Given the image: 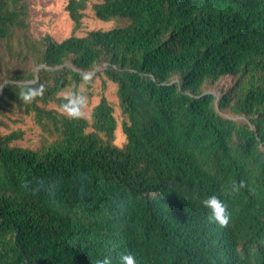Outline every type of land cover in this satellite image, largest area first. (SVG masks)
Listing matches in <instances>:
<instances>
[{"label": "trees", "instance_id": "1", "mask_svg": "<svg viewBox=\"0 0 264 264\" xmlns=\"http://www.w3.org/2000/svg\"><path fill=\"white\" fill-rule=\"evenodd\" d=\"M88 3L68 0L73 30ZM91 10L126 23L34 38L27 0H0V105L52 137L32 150L12 144L20 131L0 134V264H120L124 254L264 264V0H100ZM98 76L115 85L121 146L105 97L89 119L60 110ZM224 76L233 82L221 95L202 88ZM30 82L45 93L24 103ZM213 195L226 227L209 222L202 201Z\"/></svg>", "mask_w": 264, "mask_h": 264}, {"label": "rangeland", "instance_id": "2", "mask_svg": "<svg viewBox=\"0 0 264 264\" xmlns=\"http://www.w3.org/2000/svg\"><path fill=\"white\" fill-rule=\"evenodd\" d=\"M99 1L89 0L80 28L73 30L72 22L64 9L68 0H27L30 35L38 38L47 34L53 39L61 41L71 34L81 36L89 30H108L112 27L125 25L126 21L118 17L109 21H102L95 18L91 10V5ZM2 55L3 43L0 40V79ZM232 82L233 78L231 76H224L214 83L206 82L202 88L213 93L215 96H219L229 89ZM102 83L105 84V87H102ZM79 90L80 93L84 91L82 94L87 97V105L83 109V117L86 119H89L92 107L98 103L102 96L113 106V114L117 121L114 144L121 146L125 138L120 129L122 117L115 95V85L106 80L105 77L98 76L95 77L91 89L87 90L83 86H80ZM52 106L49 105V107ZM235 119L244 120V117L237 116ZM11 131H20L21 133V139L13 142V145L32 150H39L52 140L51 136L44 133L34 123L30 115L24 114L22 110L15 107L7 108L0 105V134H7Z\"/></svg>", "mask_w": 264, "mask_h": 264}, {"label": "clouds", "instance_id": "3", "mask_svg": "<svg viewBox=\"0 0 264 264\" xmlns=\"http://www.w3.org/2000/svg\"><path fill=\"white\" fill-rule=\"evenodd\" d=\"M33 82H30L20 92V98L24 103H33L38 97H43L45 93V86L40 84L38 87L32 86ZM64 99L66 103L61 105V112L66 114L71 119H79L84 116L83 109L87 105V97L83 94H77L75 92H69L65 94ZM243 182L239 187H243ZM239 187L233 185V191H239ZM24 188L28 186L25 184ZM43 189L42 191H46ZM205 208L210 211L208 217L209 222H214L220 227H226L229 223L230 214L228 213L227 206L215 195L210 196L202 201ZM97 264H111V259L105 257L103 260L97 261ZM120 264H136V259L132 254H124L120 257Z\"/></svg>", "mask_w": 264, "mask_h": 264}, {"label": "water", "instance_id": "4", "mask_svg": "<svg viewBox=\"0 0 264 264\" xmlns=\"http://www.w3.org/2000/svg\"><path fill=\"white\" fill-rule=\"evenodd\" d=\"M0 91H1V86H0Z\"/></svg>", "mask_w": 264, "mask_h": 264}]
</instances>
